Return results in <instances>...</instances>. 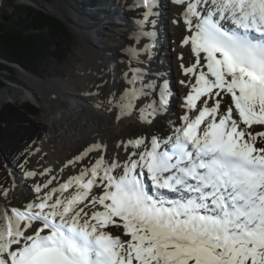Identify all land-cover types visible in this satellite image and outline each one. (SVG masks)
I'll return each mask as SVG.
<instances>
[{
	"label": "snow or ice",
	"instance_id": "snow-or-ice-1",
	"mask_svg": "<svg viewBox=\"0 0 264 264\" xmlns=\"http://www.w3.org/2000/svg\"><path fill=\"white\" fill-rule=\"evenodd\" d=\"M173 3L189 32L181 44L195 57L181 64L195 78L185 113L169 121L168 135L121 141L125 160H108L103 142L90 145L75 159L97 157L77 176L51 192L36 185L35 200L0 212V264H264V146H256L264 130H254L264 129V0ZM138 6L146 10L131 34L137 44L152 35L143 26L155 25L158 3ZM125 51L127 87L110 94L106 110L151 126L167 115L168 82L146 80L136 66L151 58L149 45ZM224 95L231 104L221 110ZM73 184L69 198H54ZM94 186L104 191L89 199ZM10 191L0 198L7 202ZM114 218L130 239L105 231Z\"/></svg>",
	"mask_w": 264,
	"mask_h": 264
},
{
	"label": "bare ground",
	"instance_id": "bare-ground-1",
	"mask_svg": "<svg viewBox=\"0 0 264 264\" xmlns=\"http://www.w3.org/2000/svg\"><path fill=\"white\" fill-rule=\"evenodd\" d=\"M11 1L12 0H0V16L5 12V8L11 4ZM28 1L34 2L33 0ZM58 2L61 6L57 9L61 16L66 18L69 22H74L76 18L77 21L81 23L78 32L83 34L85 44L89 47V54H93V56L88 59L89 64L85 67H81L78 76L74 77V75H72L71 78L66 79L64 86L56 88L61 89V91H58L66 98L56 97V99H53L50 95H45L44 93L33 91L32 89L28 90L29 88L25 85H22V88L14 87V90L10 92V85L0 90V106L5 101L16 98L29 100L35 103L47 100L45 103L47 109L53 108L54 105L58 106L56 119L53 122L52 120H48V130L51 134L54 133L59 144L73 143L75 139L81 137H86L92 141L94 140L95 143L103 142L106 145V158L108 160H112L116 155H118L121 160L127 159L125 150L117 147L121 141L126 142L145 135L150 137L152 134L160 136L170 134L169 121L176 122L178 118L185 113L182 103L183 98L190 91V87L187 85L195 82L194 76L191 74L186 76L181 68V64L187 67L195 62V57L191 53L190 45L181 44L184 37L189 35L183 18L180 16L183 8L173 3V0H157L158 7L155 9L157 15L152 17V19L156 22L161 19V27L163 26L164 31L159 32L160 29H158L156 23L155 25L151 23L146 24L143 26V30L152 33V35L140 37V42L134 45L138 48H142L145 44L151 47V58L148 59L147 56L142 55L141 60L144 61L143 64L136 65L144 68L147 73L146 80L163 83L166 79L171 91L167 115L157 117L152 125L149 126L141 124L135 113L117 121V110L115 108H112L110 112L106 110L111 107L107 102L110 94L116 93L118 95L127 87L121 74L127 71V64L125 62L128 61L129 58L128 60H117L116 53L109 51L108 48L110 41L113 43L119 42L117 36H122V33L126 30L124 26L125 22L120 21L122 15L119 12L111 14L104 10L102 7L106 5L104 2L99 3L97 13L92 16H88L76 0H58ZM91 14H93V12ZM174 20L178 22L174 23ZM105 24H107L109 28H104ZM82 29L92 32L93 35L95 34V39L89 37L92 35L87 34V32ZM103 30L106 31L103 32ZM181 54H183V59H180ZM94 61L98 63L96 66H92ZM180 81H185L186 83L181 84ZM97 85L100 87L97 88ZM78 92H83L85 96H88L92 104L89 105L87 103L85 106L83 103L75 100L73 97L78 98ZM19 93L22 95L19 96ZM223 98L224 99L221 101V110L227 108L231 103L230 95H224ZM141 103H143V101H141ZM192 115L194 116V113ZM65 126L67 129H65ZM256 128L260 127L254 126V129ZM61 130L63 131L58 134ZM131 150L130 148L129 151ZM112 154L113 157L111 158ZM49 161L50 165L59 166L60 164L53 156L50 157ZM113 174L116 175V173ZM19 180L20 179L13 177L8 188L11 189V191L9 192L7 203L11 205L14 204L16 198L23 193V189L19 187ZM100 189L102 194L104 189L103 187H100ZM95 190L96 186L92 188L89 199ZM75 191L76 186H72L64 191L61 198H69ZM56 193L54 198L58 197ZM0 201L6 204L3 198H0ZM85 203H87V201H85ZM97 207L99 208L100 206L97 205ZM92 210L90 205L86 208V211H89V213ZM114 219H117L118 225L122 227L119 218ZM114 230L115 227L112 225H109L105 229L107 232ZM121 230H123V227ZM121 239L127 240L130 239V237L121 234Z\"/></svg>",
	"mask_w": 264,
	"mask_h": 264
},
{
	"label": "rangeland",
	"instance_id": "rangeland-1",
	"mask_svg": "<svg viewBox=\"0 0 264 264\" xmlns=\"http://www.w3.org/2000/svg\"><path fill=\"white\" fill-rule=\"evenodd\" d=\"M33 1L34 2H30L28 0H24V1L12 0L11 4L8 5L7 8H5V12L0 16V30L8 31L10 34L11 32L15 33L16 30L11 31V29L20 27L25 19L27 20V18L29 17L30 20V18L33 17V13L32 15L27 16L28 11L29 12L34 11L35 14H39V12H44L56 18H58L56 14H58L60 17H63L61 16L60 13H58L57 8L61 6L58 0H33ZM139 4H140V0H128L126 2H123L122 6L131 7L133 10L131 15L130 13L128 14V18H130L128 20L129 22L133 21L131 20V18H133L137 22L143 19L145 8L143 6H138ZM35 10H39V11L36 12ZM32 20L33 19H31V21ZM73 25L76 31L70 30L68 28V31L66 35L63 37V39H61L60 44L51 45L50 47L51 51L53 49H58L57 52L59 53H57V57H52L46 64L40 66L37 71L32 69L33 65L31 66V69L29 66H25L23 60L20 58V54L15 53L12 55V50L14 48H12V46H10L8 43L3 42L0 45L1 56H5L12 61H17L21 63V65L27 68L29 71L23 69L22 66L7 63L5 60L0 58V90L11 85L9 91L12 92L14 90L13 89L14 87L22 88V85H25L29 88L28 90L32 89L33 91L44 93L45 95H50V97L53 99H56V97L66 98L64 95H61V93L59 92L61 91V89H56V88H60L64 86L66 83V79L71 78L72 75H74V77L78 76L81 67L87 66L89 64L88 59L93 56V54L92 55L89 54V47L85 44V38L83 34L78 32V29H80V27H78L75 24ZM30 26H31L30 28L24 30L23 32L24 35H29V34L42 35L41 33L42 31H44V33L45 32L47 33L49 29L48 25L45 27V29L42 30L38 29V27H36L37 26L36 24ZM127 30L129 32L128 35L129 38L126 45H123L124 42L121 41L122 36L120 37L117 36L119 42L113 43L109 40L110 41L109 46H112V47H108L109 51L113 53L117 52V58H116L117 60H128L129 57L125 49L130 45L134 46L135 44H137L131 34L133 32H136L138 28L136 29L135 27L134 28L128 27ZM105 31L106 30H103V32ZM122 35L126 36V32L122 33ZM44 36L45 35L39 37H44ZM122 45L123 48L121 49ZM121 55H123L124 57H121ZM97 64H98L97 61H94L92 63V66H96ZM1 69H3V71ZM34 72L40 77L36 76V74L34 75ZM9 78L18 81L11 80L12 81L11 82ZM18 95L21 96L22 94L19 93ZM77 96L78 98L75 97L73 98L78 102L83 103L85 106L87 105V103L89 105L92 104L91 99H89L88 96H85L83 92H78ZM46 102L47 100L44 102L40 101V103H35L29 100L16 98V99H9L4 103H2V105L0 106L1 109L3 105L8 103H16L18 105H22L24 103L32 104L38 110V114L36 118L40 122L42 128L45 130L47 136V141L45 142L44 140L41 141L42 142L41 148H38L30 152L27 158V162L26 164H24V167L27 170L23 176L24 179L18 175L20 174L18 171L9 170L8 176L0 180V192H3L4 189L9 188V185L13 180L12 178L13 172L15 173L14 177L20 179L19 187L23 189V193L21 196L16 198L14 203L17 204L18 207H24L28 202H31L36 198L37 194L35 193V191L33 190L30 192L29 188L26 187L27 182L29 183L30 180H33L35 186L36 185L43 186L47 184V191L51 192L52 189H59L62 180L68 181L70 177H75V174H79L84 167L89 166L92 162H94V160L97 157V154L95 152H92L82 161H78L75 159L76 157L80 156L82 152L85 151L84 148H88L90 145L95 143L94 140L92 141L91 139H88L86 137L77 138L73 141V143L59 144V142L55 138L54 133L51 134L48 130L49 128L48 120H52L53 122L56 119L55 117L58 114V106L54 105L53 108L47 109L45 107ZM224 109L226 108H223V110ZM65 129H67L66 126ZM254 130L261 131L264 129L256 128ZM62 131L63 130L59 131L58 134ZM58 145H60L63 148L60 149ZM256 146L257 147L264 146V141L258 139ZM70 147H72V149ZM51 154L53 155L54 158H56L60 162L59 164L60 167L58 165H50L49 160L50 157L52 156ZM113 154L111 155V158L113 157ZM70 158H72L73 163H69L68 160ZM28 172H32L34 173V175L32 176L26 175ZM49 181H51V183H48ZM73 186H75V184H73ZM44 191L45 189H43L42 187L41 194H43ZM97 191H94L93 196L98 195ZM63 193L57 191L56 196L61 197ZM14 204L11 205L7 202L5 204L4 202L0 201V207H2L1 212L5 210H9V214H10V208H11L10 206H13ZM114 226L117 227L116 225ZM121 228L122 227L119 225L117 230L121 232V234H124V230H121ZM119 232H116L118 233L117 235H120ZM111 233L114 232L112 231Z\"/></svg>",
	"mask_w": 264,
	"mask_h": 264
},
{
	"label": "trees",
	"instance_id": "trees-1",
	"mask_svg": "<svg viewBox=\"0 0 264 264\" xmlns=\"http://www.w3.org/2000/svg\"><path fill=\"white\" fill-rule=\"evenodd\" d=\"M32 13L33 17L30 20L28 17L20 27L11 29V31L16 30L15 33L11 32L10 34L8 31L0 30V45L3 42L8 43L14 48L12 55L20 54L25 66H29L31 69L33 65L32 69L37 71L52 57H57L58 49L51 51L50 47L52 44L59 45L68 29L60 19L50 14L44 12L35 14L34 11H28L27 16ZM31 19L33 20L31 21ZM35 24L41 30L48 25V32H41L42 35H45L44 37L23 34L25 29ZM1 70L3 71V69ZM37 114V108L29 103L22 105L8 103L0 109V177L5 176L8 172V160L21 168L20 165L24 163L30 152L34 148L40 147L41 141L46 140L45 130L37 120Z\"/></svg>",
	"mask_w": 264,
	"mask_h": 264
},
{
	"label": "water",
	"instance_id": "water-1",
	"mask_svg": "<svg viewBox=\"0 0 264 264\" xmlns=\"http://www.w3.org/2000/svg\"><path fill=\"white\" fill-rule=\"evenodd\" d=\"M77 2H78V0H76ZM81 7L84 9V7L81 5ZM57 16H58V18H60L61 20H62V22L70 29V30H73L74 29V26H73V24L72 23H74L73 21H72V23L71 22H69L68 20H66L65 18H63V17H60L58 14H56ZM73 26V27H72ZM74 31H75V29H74ZM10 64H16V65H19V66H22L21 65V63H19V62H15V61H12V60H10V59H8V58H5ZM23 67V69H25L26 71H29L27 68H25L24 66H22ZM12 81H18V80H15V79H11Z\"/></svg>",
	"mask_w": 264,
	"mask_h": 264
}]
</instances>
